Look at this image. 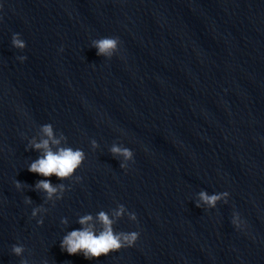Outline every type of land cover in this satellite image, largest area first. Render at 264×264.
I'll list each match as a JSON object with an SVG mask.
<instances>
[{"label": "clouds", "instance_id": "9594fccd", "mask_svg": "<svg viewBox=\"0 0 264 264\" xmlns=\"http://www.w3.org/2000/svg\"><path fill=\"white\" fill-rule=\"evenodd\" d=\"M119 43L118 37H104L93 40L92 47L97 50L98 56L110 59L118 51ZM12 45L19 50H23L26 47V43L21 39L19 33H14L12 35ZM18 59L23 62L27 57L19 56ZM40 130L42 133L41 139L37 141L33 137L29 141V147L37 151L42 150L43 154L32 161L27 169L29 172L45 178L37 181L33 190L43 192L45 194V203L51 201L54 206L56 201L63 198L69 186L64 183L54 185L48 178L55 175L61 181H71L75 177V182H79L81 177L75 176V173L85 161L86 154L79 148L73 149L70 146H62V142L66 144L67 137L63 132H60L59 137H57L54 134L52 124H44L41 126ZM53 146H56L55 151L53 150ZM91 147L93 149L99 147L96 140H91ZM109 151L113 157H122L120 162V168L122 169H127L129 161L134 162V153L127 147H122L114 143ZM14 183L18 190L25 186V184L18 180ZM198 195L199 200L196 202V207L198 208L201 206L215 208L218 202L223 201L227 203L229 197L228 192L209 195L207 192L201 191ZM25 203L31 204V198H26ZM47 211L48 209L43 207V205L37 206L32 209L31 217L36 218L39 216L40 218L37 219V224L43 225L44 220L41 214ZM125 215H127L128 219L131 221L137 220L135 213L129 212L123 204H117V206L112 209L111 216L105 211H100L96 216V220L101 225V230L98 233L93 223V216L91 214L81 216L78 223L82 227L67 233L63 237L60 242L61 249L66 251L69 255L83 254L86 259L92 260L101 256H107L109 253L119 251L122 248L132 247L138 240L139 233L136 231L116 232L113 228V225ZM61 223L67 224V219L63 218ZM232 223L238 229L242 227V222L238 213L233 214ZM12 252L14 255L21 257L25 252V248L23 245H13ZM20 264H28L27 259H22ZM44 264H47V261H45Z\"/></svg>", "mask_w": 264, "mask_h": 264}]
</instances>
